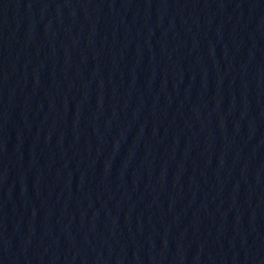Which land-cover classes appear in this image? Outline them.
Here are the masks:
<instances>
[{"label":"water","instance_id":"95a60500","mask_svg":"<svg viewBox=\"0 0 264 264\" xmlns=\"http://www.w3.org/2000/svg\"><path fill=\"white\" fill-rule=\"evenodd\" d=\"M0 264H264V0H0Z\"/></svg>","mask_w":264,"mask_h":264}]
</instances>
